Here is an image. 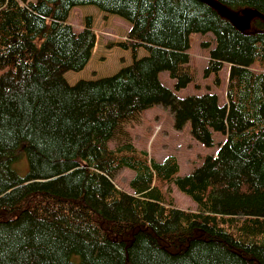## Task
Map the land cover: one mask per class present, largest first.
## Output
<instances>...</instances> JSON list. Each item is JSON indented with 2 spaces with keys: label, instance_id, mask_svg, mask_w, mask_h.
Instances as JSON below:
<instances>
[{
  "label": "trees",
  "instance_id": "trees-1",
  "mask_svg": "<svg viewBox=\"0 0 264 264\" xmlns=\"http://www.w3.org/2000/svg\"><path fill=\"white\" fill-rule=\"evenodd\" d=\"M208 1L0 0V264H264V71L252 69H264V20L223 13L264 14V0ZM87 5L130 24L116 45L132 61L70 84L95 33L90 16L80 31L67 19ZM192 33L212 34L203 45H214L205 73L215 83L229 64L224 103L159 80L168 72L177 90L192 81ZM153 105L204 147L224 135L217 151L179 175L172 155L109 146ZM123 168L131 191L113 180ZM171 187L196 210L178 208Z\"/></svg>",
  "mask_w": 264,
  "mask_h": 264
},
{
  "label": "rangeland",
  "instance_id": "rangeland-1",
  "mask_svg": "<svg viewBox=\"0 0 264 264\" xmlns=\"http://www.w3.org/2000/svg\"><path fill=\"white\" fill-rule=\"evenodd\" d=\"M35 1V0H31ZM92 18V29L95 33V45L92 49L91 57L85 68L79 72L68 71L65 74L70 84L79 79H92L93 77L109 76L116 73L121 67L131 63L128 51L119 48L116 44L126 39V34L130 24L113 14H107L98 10L94 6L73 7L68 15L67 22L75 31L83 28L85 17ZM212 34L192 33L190 35V47L188 49V67L192 74V81L182 89H175V81L169 77L168 72L162 71L158 77L160 82L172 90L176 95L184 97L186 95H201L204 93H215L219 102L226 101V85L229 73V64L224 63L218 72L220 82L215 83V74L205 73L208 60V51L213 48L203 45L211 40ZM145 51L140 50L139 57L144 56ZM255 71H264L257 64L252 66ZM214 145L204 147L194 140L189 133V124H185L182 129L173 126V117L167 108L160 105H153L130 120L125 122L121 132L109 141V146L115 148L131 142L137 151H147L149 157L156 160L172 155L176 157L180 170L179 175L188 173L191 168L201 163L207 154H214L217 151V144L224 139V135L215 132L213 134ZM18 152L17 166L21 172L26 171L25 157ZM133 173L128 169L117 171L113 180L119 189L131 191L129 180ZM163 190L166 187L158 184ZM171 196L175 205L183 210L195 211L196 205L186 196L171 187Z\"/></svg>",
  "mask_w": 264,
  "mask_h": 264
},
{
  "label": "water",
  "instance_id": "water-1",
  "mask_svg": "<svg viewBox=\"0 0 264 264\" xmlns=\"http://www.w3.org/2000/svg\"><path fill=\"white\" fill-rule=\"evenodd\" d=\"M203 1L210 3V1H208V0H203ZM210 4H212V3H210ZM212 5H214V4H212ZM223 13H224V16L226 18L233 19L236 22H240L242 20V18H244V21L249 23V21L254 17H260L264 20V14H261L257 11L249 12L246 15H243L241 18L237 17L236 15H234L228 11H224Z\"/></svg>",
  "mask_w": 264,
  "mask_h": 264
},
{
  "label": "bare ground",
  "instance_id": "bare-ground-1",
  "mask_svg": "<svg viewBox=\"0 0 264 264\" xmlns=\"http://www.w3.org/2000/svg\"><path fill=\"white\" fill-rule=\"evenodd\" d=\"M246 14H247V13H245L244 15H246ZM241 21H244V18H242V20H241ZM241 21H240V22H241Z\"/></svg>",
  "mask_w": 264,
  "mask_h": 264
}]
</instances>
